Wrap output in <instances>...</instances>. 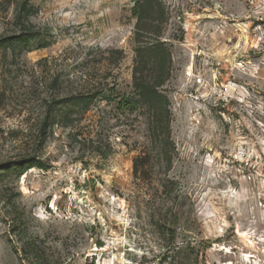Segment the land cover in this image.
I'll use <instances>...</instances> for the list:
<instances>
[{"label": "rangeland", "instance_id": "rangeland-1", "mask_svg": "<svg viewBox=\"0 0 264 264\" xmlns=\"http://www.w3.org/2000/svg\"><path fill=\"white\" fill-rule=\"evenodd\" d=\"M0 264H264V0H0Z\"/></svg>", "mask_w": 264, "mask_h": 264}, {"label": "trees", "instance_id": "trees-1", "mask_svg": "<svg viewBox=\"0 0 264 264\" xmlns=\"http://www.w3.org/2000/svg\"><path fill=\"white\" fill-rule=\"evenodd\" d=\"M136 4H138V2H136ZM139 6H141V5H139ZM142 7H143V5L141 6V8ZM28 12H29V9L24 4L21 5L20 9H19L18 19L20 20L21 18H26ZM18 37H19L21 43L26 44L32 38V33L29 31H25L24 33L20 34ZM78 98H80V100H82V101H87V100H89L88 98H90V97L81 96Z\"/></svg>", "mask_w": 264, "mask_h": 264}, {"label": "built area", "instance_id": "built-area-1", "mask_svg": "<svg viewBox=\"0 0 264 264\" xmlns=\"http://www.w3.org/2000/svg\"><path fill=\"white\" fill-rule=\"evenodd\" d=\"M248 179H250V175H248Z\"/></svg>", "mask_w": 264, "mask_h": 264}, {"label": "bare ground", "instance_id": "bare-ground-1", "mask_svg": "<svg viewBox=\"0 0 264 264\" xmlns=\"http://www.w3.org/2000/svg\"><path fill=\"white\" fill-rule=\"evenodd\" d=\"M232 197H230V199H231Z\"/></svg>", "mask_w": 264, "mask_h": 264}]
</instances>
